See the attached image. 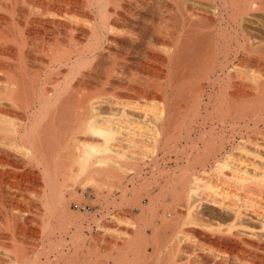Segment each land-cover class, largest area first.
<instances>
[{
	"label": "bare ground",
	"instance_id": "bare-ground-1",
	"mask_svg": "<svg viewBox=\"0 0 264 264\" xmlns=\"http://www.w3.org/2000/svg\"><path fill=\"white\" fill-rule=\"evenodd\" d=\"M114 189L137 216L79 258L70 201ZM0 247L10 264H264V0H0Z\"/></svg>",
	"mask_w": 264,
	"mask_h": 264
},
{
	"label": "rangeland",
	"instance_id": "rangeland-1",
	"mask_svg": "<svg viewBox=\"0 0 264 264\" xmlns=\"http://www.w3.org/2000/svg\"><path fill=\"white\" fill-rule=\"evenodd\" d=\"M200 74L198 73V75L197 76H199ZM196 76V75H195ZM173 161V160H172ZM172 161H170L168 164L169 165H173V163H174V161L172 162ZM164 177H156L155 179H153V177L151 178L150 176L149 177H145L144 179L143 178H138L137 180L135 179L134 180V182H135V184L137 185V187L138 186H140V182H146V181H149V180H152L150 183L151 184H154V183H156V182H154V181H157L158 183L156 184V186H155V184L153 185V186H151V185H148L146 188L148 189V190H146V188L143 190V192H147L146 193V195H150V196H152V195H157V194H155V192L157 191V185H161V183L163 182L164 183V179H163ZM161 180V182L160 181H158V180ZM154 180V181H153ZM160 182V183H159ZM140 183V184H139ZM146 183H148V182H146ZM149 186H151V188L149 187ZM155 186V187H154ZM160 187L158 186V189H159ZM91 190L93 191V192H95L94 190V188L92 187L91 188ZM117 191V192H113L112 191V193L109 195V194H106V195H109V199H107V201H109V200H112V202H113V200H114V197L116 198V200L115 201H117L118 200V202H117V206L120 208V205L121 204H125V205H121V208L119 209L117 206H115V202L113 203V206L114 207H112V202L109 204V203H107L106 201H103V202H98V200H96V198H94V193L92 192V191H90V195H91V197H84L83 198V196H80V197H82V198H80L81 200H76V199H72V201H70V204H69V208L71 209V211L72 212H74L75 214H76V212H79V213H77V216L79 217L80 215V213H81V218H78L77 219V222H78V224H77V222L75 223L76 224V226H78V225H80V226H78V227H81V229H79L80 230V236H81V234L82 235H84L82 238H80V239H83V240H80V245L82 244V243H84V247L85 248H83V246H81L82 248H77L76 250L78 251H76L75 249H74V245H72V242H70V237H69V235H71V233H73L74 232V229L72 228V229H70L69 230V232H70V234H68L66 237L68 238L67 239V241L66 242H68L67 244H63V245H66L65 247H63V250L64 251H67V253L66 254H68V251H69V254H68V256L70 257V259H72L71 258V253L70 252H73V253H75V254H73L72 253V257H73V259L74 258H82L84 255H86V253L85 252H87V251H89L91 248H93L94 250L93 251H98V252H101V249L103 248V245L105 244L106 245V238H105V236L106 235H108L107 233L105 234V230H104V227L102 226V225H104V224H106L108 221V223H112L110 226L112 227L113 226V228H115V229H117L118 228V226L121 228V226L122 227H124L125 225H123V224H120V223H118L119 221H118V219H120L118 216H120L121 217V220H123L124 218H126V220H132L133 221V219H134V215H131L132 213L133 214H136L135 216H137V212L138 211H136V209H135V205L134 206H131V204H133L134 202H133V200H131L132 199V196H133V192H132V190H130L131 192H128L127 193V199L129 198V200H131V201H129V202H127V201H123L119 196L121 195V191H119V190H117V189H114V191ZM150 190H152V191H150ZM153 190H154V193H153ZM160 190V189H159ZM78 191H80L79 193H80V195H82V194H84V192H83V190L81 189V187L79 188L78 187ZM83 192V193H82ZM143 192H141V195L139 196V197H143L144 198V200H147L148 201V196H145V194L143 193ZM151 192V193H150ZM158 192V191H157ZM161 192V190L159 191V193ZM107 193V192H106ZM118 193H120V194H118ZM143 193V194H142ZM153 193V194H152ZM112 195V196H111ZM116 195L118 196V197H116ZM129 195V196H128ZM131 196V197H130ZM169 198H170V196H168ZM86 198V199H85ZM112 198V199H111ZM142 198V199H143ZM164 198L165 199H163V198H161V200L162 201H164L165 203H171V198L170 199H168L166 196H164ZM83 199V200H82ZM95 199V201H93ZM87 200H88V202H87ZM91 200V201H90ZM120 200V201H119ZM167 200V201H166ZM169 200V201H168ZM79 201V202H78ZM83 201V202H82ZM122 201V202H121ZM72 202V203H71ZM77 202V203H76ZM85 202H87V203H85ZM126 202V203H125ZM98 203V204H97ZM119 203H121L120 205H119ZM85 204V205H84ZM101 204V205H100ZM126 204H127V207H126ZM128 204H130L129 206L132 208H129V206H128ZM135 204V203H134ZM208 204L209 203H206V204H204V207H206L207 206V209L206 210H208V211H211L212 209H213V207L215 208V206H212L211 204H209V207H208ZM79 205V206H78ZM82 205V206H81ZM109 205V206H108ZM206 205V206H205ZM115 207H117V208H115ZM123 207V208H122ZM211 207H212V209H211ZM105 208V209H104ZM110 208V209H109ZM112 208H114L113 210H112ZM100 209V210H99ZM131 209V210H130ZM211 209V210H210ZM108 210V211H107ZM112 210V211H111ZM127 210V211H126ZM110 211V212H109ZM128 211H130V212H128ZM134 211V212H133ZM107 212H108V214H107ZM119 212H121V214H119ZM124 212V213H123ZM132 212V213H131ZM106 213V214H105ZM113 213V214H112ZM124 214V216H121V215H123ZM104 215H106V216H104ZM108 215V216H107ZM113 216V217H112ZM117 216V220L115 221V218L114 217H116ZM103 217V218H102ZM122 217H123V219H122ZM113 218V219H112ZM133 218V219H132ZM95 219H97V220H95ZM99 219V220H98ZM111 220V221H110ZM125 220V219H124ZM94 221H97L96 223L94 222ZM99 221V222H98ZM107 221V222H106ZM104 222V223H103ZM114 222V223H113ZM94 223V224H93ZM100 223V224H99ZM116 223V224H115ZM97 224H99V225H97ZM115 224V225H114ZM107 225V224H106ZM101 226H102V229H101ZM116 226V227H115ZM71 230H73V232L71 231ZM101 231V232H100ZM99 234H98V233ZM91 234H93V235H91ZM104 237H103V236ZM116 235V234H115ZM114 235V236H115ZM91 236V237H90ZM92 236H93V238H92ZM97 236H102L101 237V240L103 241V240H105L104 241V244H103V242L100 240V238H98ZM58 236L57 235H55V236H53V239L55 240L56 238H57ZM116 237H117V239H118V236L116 235ZM116 237H115V239H116ZM70 238V239H69ZM86 238V239H85ZM108 238V237H107ZM98 242H96L95 240ZM1 240H2V238H1ZM4 240V241H3ZM3 242H7V241H9L8 239H7V241H5L6 239H4L3 238ZM99 240V241H98ZM81 241H85V242H81ZM97 243H95V242ZM89 242V243H88ZM94 242V244H92ZM69 244V245H68ZM98 246V248L100 247L99 246V244L102 246V248H99V250L97 249V246ZM91 247L89 250H87L89 247ZM95 245V246H94ZM70 247V248H69ZM86 247H87V249H86ZM94 247H96V248H94ZM65 248V249H64ZM76 248V247H75ZM2 247H0V257L2 256V258H3V260H2V258H1V260H2V264H10L11 262H12V260L10 261V259L12 258H9L11 255L9 254V253H7L6 254V251L3 249ZM76 251L78 254H79V252H80V254L81 253H84V255H77L76 254V252H74V251ZM87 250V251H86ZM103 250H104V248H103ZM103 250H102V252H103ZM101 252V253H102ZM150 252H151V250H150ZM7 255H9V256H7ZM74 255V256H73ZM78 256V257H77ZM6 257V258H5ZM68 257V258H69ZM8 258H9V260H8ZM78 258V259H79ZM7 261H6V260ZM77 259V260H78ZM82 259H85L84 257L82 258ZM81 259V260H82ZM67 260V259H66ZM63 263L64 264H67L68 262H65V261H63ZM1 264V263H0ZM13 264V263H12ZM69 264V263H68Z\"/></svg>",
	"mask_w": 264,
	"mask_h": 264
}]
</instances>
